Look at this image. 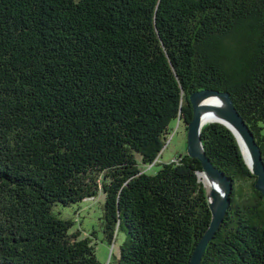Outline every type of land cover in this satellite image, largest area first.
Returning a JSON list of instances; mask_svg holds the SVG:
<instances>
[{"label":"trees","instance_id":"16d2710c","mask_svg":"<svg viewBox=\"0 0 264 264\" xmlns=\"http://www.w3.org/2000/svg\"><path fill=\"white\" fill-rule=\"evenodd\" d=\"M204 89L231 94L264 159V0H0V264H103L97 230L54 212L100 197L103 241L126 235L108 264H188L203 166L158 159ZM201 141L233 190L200 264H264L257 177L228 127Z\"/></svg>","mask_w":264,"mask_h":264},{"label":"water","instance_id":"95a60500","mask_svg":"<svg viewBox=\"0 0 264 264\" xmlns=\"http://www.w3.org/2000/svg\"><path fill=\"white\" fill-rule=\"evenodd\" d=\"M189 100L193 107V118L187 125V153L191 157L199 159L202 163L203 171L216 179L222 188V192L217 188L207 190L212 218L207 230L197 242L188 263L200 264L207 246L215 238L224 221L231 204L233 190V179L217 168L204 151L201 141L203 126L207 123L223 124L233 132L240 148V140L247 146L253 162L252 165L248 163L247 165L257 177L255 188L262 192L263 195L264 159L254 132L236 108L229 92L204 89L192 93Z\"/></svg>","mask_w":264,"mask_h":264},{"label":"rangeland","instance_id":"374dc122","mask_svg":"<svg viewBox=\"0 0 264 264\" xmlns=\"http://www.w3.org/2000/svg\"><path fill=\"white\" fill-rule=\"evenodd\" d=\"M173 126L174 131L168 140L167 146L163 150L162 156L158 159L160 160V163L169 162L175 159L178 160V155L187 151V131L185 126L182 124H178L177 122H175ZM262 126L264 133V123L262 124ZM246 163L248 162L246 161ZM160 166V164L154 167L151 165L148 166V170H150L151 173H154L160 168ZM100 199L101 197L96 199H86L79 204L80 206L72 205L66 207L62 204H57L54 207V212L62 218H72L73 220H75L76 227L82 229L84 233H89L93 229H96V234L98 236L95 241L97 256L103 264H108L112 255L111 250L113 249L112 251L115 255H117L119 253L120 244L125 240L126 235L125 233H121L116 244H114L113 246L106 241H103L104 235L101 226V216L103 210L101 204L99 203Z\"/></svg>","mask_w":264,"mask_h":264},{"label":"bare ground","instance_id":"6f19581e","mask_svg":"<svg viewBox=\"0 0 264 264\" xmlns=\"http://www.w3.org/2000/svg\"><path fill=\"white\" fill-rule=\"evenodd\" d=\"M240 144H241V149H243L242 151L244 153L246 161L248 162L249 165H252L253 163L252 157L249 153L248 148L246 149L247 146H245V144L241 140H240ZM199 177L200 180L204 182V186L207 188V190H211L212 188H217L220 192H222V188L218 183V181L214 179L211 175L207 174L205 171L200 173Z\"/></svg>","mask_w":264,"mask_h":264}]
</instances>
